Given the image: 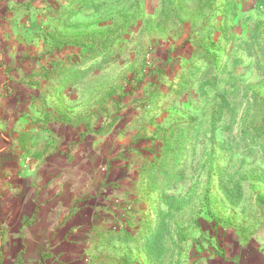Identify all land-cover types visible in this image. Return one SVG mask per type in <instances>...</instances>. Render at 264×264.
<instances>
[{"label":"rangeland","instance_id":"obj_1","mask_svg":"<svg viewBox=\"0 0 264 264\" xmlns=\"http://www.w3.org/2000/svg\"><path fill=\"white\" fill-rule=\"evenodd\" d=\"M3 1L6 94L93 133L94 262L264 264V0Z\"/></svg>","mask_w":264,"mask_h":264},{"label":"crops","instance_id":"obj_2","mask_svg":"<svg viewBox=\"0 0 264 264\" xmlns=\"http://www.w3.org/2000/svg\"><path fill=\"white\" fill-rule=\"evenodd\" d=\"M8 88L0 65V264H98L93 233L112 204L93 179V133L43 127Z\"/></svg>","mask_w":264,"mask_h":264}]
</instances>
